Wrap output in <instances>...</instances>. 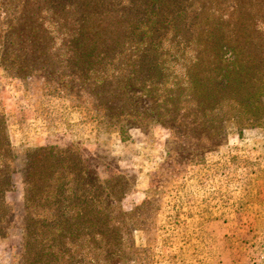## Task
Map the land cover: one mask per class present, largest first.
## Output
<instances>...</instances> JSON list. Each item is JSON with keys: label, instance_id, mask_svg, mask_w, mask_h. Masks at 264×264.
<instances>
[{"label": "rangeland", "instance_id": "obj_1", "mask_svg": "<svg viewBox=\"0 0 264 264\" xmlns=\"http://www.w3.org/2000/svg\"><path fill=\"white\" fill-rule=\"evenodd\" d=\"M13 1L0 0V112L12 162L19 172L13 177V188L4 192L0 264H20L25 256L28 210L23 204L21 177L31 159L43 160V147H51L58 162V155L65 156L62 163L67 166L64 172L69 181L84 176L86 189L98 190L105 180L118 187L111 224L121 235L110 264H264V119L239 135L235 123L225 122L224 138L199 157L196 152L187 153L192 148L188 139L182 149L168 142L165 127L138 125L125 116L105 117L86 96L68 91L69 95L59 87L52 65L32 61L26 71L14 69L21 53L33 55L35 47L31 39L25 46L10 42L12 25L20 22L19 14L7 9L16 4ZM118 1L51 0L45 24L47 45L64 52L56 39V12L64 3L69 18L81 11L95 14L116 8ZM143 2L144 9L170 3ZM237 6L244 15L250 14ZM171 14L177 20L175 10L171 9ZM184 27L186 31L181 30ZM198 27L191 21L176 25L189 36H196ZM159 37L164 39V34ZM8 62H13L14 68L8 67ZM90 178L98 183L91 184ZM75 185H67L71 187L64 191L70 196L67 200H41L33 210L34 218L40 222L46 217L43 206H50L54 220L71 216L82 197ZM96 208L91 211L92 218ZM87 227L80 229L87 233ZM96 240L85 235L68 241L63 245L64 262L97 264L90 262L92 257L98 264H107L102 260L105 248Z\"/></svg>", "mask_w": 264, "mask_h": 264}, {"label": "trees", "instance_id": "obj_2", "mask_svg": "<svg viewBox=\"0 0 264 264\" xmlns=\"http://www.w3.org/2000/svg\"><path fill=\"white\" fill-rule=\"evenodd\" d=\"M143 1L119 0L116 8L95 14L81 11L69 18L64 3L56 12V39L64 49L59 53L46 40L51 0H15L7 9L19 14L20 22L12 25L10 42L25 46L31 39L35 52H22L18 66L8 62V67L26 71L32 61L52 65L59 87L77 97L86 96L105 117L125 116L138 125L165 127L168 142L177 149L190 140L189 155L196 152L202 157L210 145L223 139L225 122L235 123L238 135L242 129L260 124L264 119V0H169V4L146 9ZM237 5L250 14L241 13ZM180 21L198 24V34L189 36L176 29ZM123 130L120 126L119 132ZM40 150L43 160L31 159L21 177L28 211L25 256L20 264H55L59 260L67 264L63 245L85 235L97 238L96 243L105 248L102 260L110 264L121 235L111 224L118 187L105 180L98 190L86 189L84 176L69 181L64 172L67 166L62 163L65 156L58 155V162L51 147ZM12 158L0 112V230L5 219L4 192L13 188V177L19 172ZM72 183L82 195L75 212L54 220L50 206H43L46 217L38 222L33 216L35 206L41 200L69 199L64 191L71 190L67 185ZM90 183L98 181L90 178ZM94 208L97 214L92 218ZM87 226L88 234L84 232ZM90 262L99 263L92 257Z\"/></svg>", "mask_w": 264, "mask_h": 264}]
</instances>
